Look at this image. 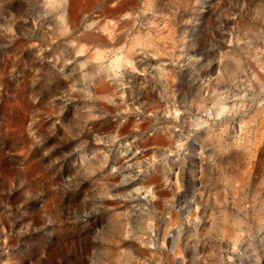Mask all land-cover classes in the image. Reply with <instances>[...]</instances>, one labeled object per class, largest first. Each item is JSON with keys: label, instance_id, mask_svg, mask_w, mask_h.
Masks as SVG:
<instances>
[{"label": "rangeland", "instance_id": "obj_1", "mask_svg": "<svg viewBox=\"0 0 264 264\" xmlns=\"http://www.w3.org/2000/svg\"><path fill=\"white\" fill-rule=\"evenodd\" d=\"M0 264H264V0H0Z\"/></svg>", "mask_w": 264, "mask_h": 264}]
</instances>
